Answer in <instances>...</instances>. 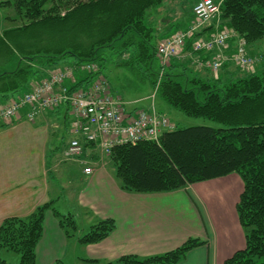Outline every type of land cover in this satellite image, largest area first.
Here are the masks:
<instances>
[{
  "label": "trees",
  "instance_id": "obj_1",
  "mask_svg": "<svg viewBox=\"0 0 264 264\" xmlns=\"http://www.w3.org/2000/svg\"><path fill=\"white\" fill-rule=\"evenodd\" d=\"M164 2L5 1L1 6H13L15 10L11 20H22V24L4 28L0 35V59L4 60V54L18 57L15 68L0 71V105L19 98L52 71L66 66L85 62L99 65L95 72L77 73L71 91L88 87L99 76L109 79L104 62L109 60L104 53H118L117 65L149 80L151 88H157L161 104L221 125H177L164 131L159 142L115 146L109 161L121 189L132 193L171 192L236 173L243 182L236 210L245 247L224 264H264V62L244 74L222 71L217 75H205L185 58L175 57L163 64L157 47L170 32L160 35L149 12ZM221 19L223 26L247 40L248 49L264 39V0H223ZM45 39L49 42L43 45ZM186 53L193 54L191 41ZM50 209L66 237L77 235L82 244L100 242L116 228V221L106 218L80 234L73 215L60 214L52 201L46 202L27 216L2 221L0 264H36V247L43 234L45 213ZM204 244L202 239L189 238L164 253L146 257L126 254L101 263L179 264L191 250ZM7 252L17 253L19 259H6ZM55 264L65 263L60 259Z\"/></svg>",
  "mask_w": 264,
  "mask_h": 264
},
{
  "label": "crops",
  "instance_id": "obj_2",
  "mask_svg": "<svg viewBox=\"0 0 264 264\" xmlns=\"http://www.w3.org/2000/svg\"><path fill=\"white\" fill-rule=\"evenodd\" d=\"M163 5L149 12L159 33L169 31L174 25L171 22L162 29L157 26ZM192 21L193 15L187 25ZM254 47L249 49L250 54L262 64L264 53L259 54ZM186 55L185 59L196 70L205 69L198 67L193 59L203 60L207 53ZM225 66L221 72H232ZM134 101H130L131 110L146 106L134 105ZM25 112L26 109L9 126L0 124V224L11 216H27L37 206L50 201L62 214L51 192L53 174L67 179L68 190H72L82 214L90 221L89 226L100 219L116 221V228L108 237L97 243L82 244L77 235L66 237L54 212L46 211L43 234L36 247V264H55L60 259L65 264H102L126 254L146 257L175 249L189 238L202 239L206 244L191 250L179 264H224L245 245L236 210L243 182L236 173L171 192H127L121 189L109 160L89 176L83 174L82 165L76 161L58 163L57 158L63 156L68 141L59 155L52 140L65 134L70 136L65 107L49 110L35 121L27 120ZM75 181L81 185L73 186Z\"/></svg>",
  "mask_w": 264,
  "mask_h": 264
},
{
  "label": "built area",
  "instance_id": "obj_3",
  "mask_svg": "<svg viewBox=\"0 0 264 264\" xmlns=\"http://www.w3.org/2000/svg\"><path fill=\"white\" fill-rule=\"evenodd\" d=\"M222 2L198 0L193 6L192 23L159 41L157 51L163 64L175 57L185 58L186 46L191 41L193 54H208L203 60L195 57L194 62L213 75L219 74L228 63L244 72L254 70L258 59L249 54L247 40L223 26ZM210 27L213 29L206 32ZM231 41H234L233 46ZM98 68L96 62H85L52 71L24 95L0 105V124L13 122L25 109L26 119L35 121L43 113L65 105L71 139L63 156L82 165L83 174L87 176L92 175L96 167L107 164L115 146L140 141L159 142L164 131L176 128L156 107L157 88L150 97L149 107L134 110L130 109L132 102L116 92L105 76H99L86 88L71 91L70 84L76 81L77 73L95 72Z\"/></svg>",
  "mask_w": 264,
  "mask_h": 264
},
{
  "label": "rangeland",
  "instance_id": "obj_4",
  "mask_svg": "<svg viewBox=\"0 0 264 264\" xmlns=\"http://www.w3.org/2000/svg\"><path fill=\"white\" fill-rule=\"evenodd\" d=\"M5 1L8 0H0V35L2 34L1 32L2 30H4V28L22 24L21 22L22 20L19 19L14 21L11 20V17L15 16V10L13 6H7L6 4L1 6L2 3H4ZM197 2L198 0H165L164 5L160 10L161 16L157 21V26H159V28L162 29L163 27H168V25L171 22H173L174 25L169 29V32H172L176 30L178 27H183L187 25L189 23V18H190L189 8L190 6L195 5ZM162 34L163 33H160V35ZM47 42H49L48 39H45L42 44L45 45ZM253 50H256L259 54L264 53V39L257 42ZM248 52L250 54L249 49ZM117 55L119 54L116 52L112 53L109 50H107L104 53V56H107L109 60V63L108 61H104L105 64L107 65V68L105 69V73L108 75L110 79L109 81H111L114 90L120 93V95H122V97L126 100L128 99H130L129 101L138 100V102L135 103L134 105L137 106L146 105L145 107H149L150 104L152 103V99H150V97L153 96V93L155 91L154 89L151 88V84L149 83V80H145L141 78L139 74L129 71L126 67L117 65L119 61ZM126 57L127 56H125L124 58ZM3 59L4 60L0 59V71H10L16 67L17 59H18L16 54H11L9 57L6 54H4ZM228 65H229V71L237 72L240 74L245 73L244 71H241L237 66L231 63H228ZM259 65H260L259 61H256L254 65V69L257 68ZM198 70H201V72L204 73L205 75L208 74L210 75L208 69H207L208 71H206L205 69H203V71L202 69H198ZM154 102L158 110H161L163 113L165 112L166 115L171 119V121L176 126L177 125H179L180 127H188L195 125H206L212 127L221 126L207 118L187 116L186 114H184L183 112L177 109L169 107L163 103L161 104L157 96L155 97ZM60 107L66 108L65 105H62ZM57 138L58 139H55V141L52 140V143L55 142V144L58 146V153L60 155L62 152L61 149L63 148L64 144L67 141L69 142L71 136L65 134L62 137L59 136ZM57 161L60 164L66 161L72 162V160H66L64 156H59L57 158ZM50 176H51L50 180L52 186L51 192L53 195H55L56 198L55 206L62 212V214H71L74 216L77 226L79 227V231L85 228H87L86 230H88V228L90 227L89 226L90 223L88 222L90 221H88L87 218H85L84 215L82 214L80 207L77 205L76 200L73 197L72 190H68V185L66 184L67 179L62 176L59 177L56 174ZM79 184L81 185V182L78 183H76V181L73 182V186L78 187ZM244 247L245 245L242 247V249ZM7 253L8 254L5 255L6 259H9L10 261H17L19 259V255L17 253L14 252H7Z\"/></svg>",
  "mask_w": 264,
  "mask_h": 264
}]
</instances>
